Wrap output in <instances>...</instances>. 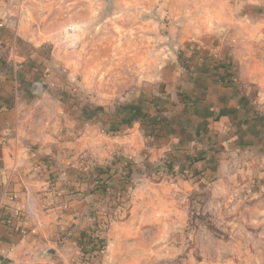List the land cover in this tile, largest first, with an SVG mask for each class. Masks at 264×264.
Returning <instances> with one entry per match:
<instances>
[{
	"label": "rangeland",
	"instance_id": "rangeland-1",
	"mask_svg": "<svg viewBox=\"0 0 264 264\" xmlns=\"http://www.w3.org/2000/svg\"><path fill=\"white\" fill-rule=\"evenodd\" d=\"M235 2L0 0L44 67L28 140L52 134L54 192L86 227L68 264H264L261 155L225 145L199 90L224 56L264 52Z\"/></svg>",
	"mask_w": 264,
	"mask_h": 264
},
{
	"label": "crops",
	"instance_id": "crops-1",
	"mask_svg": "<svg viewBox=\"0 0 264 264\" xmlns=\"http://www.w3.org/2000/svg\"><path fill=\"white\" fill-rule=\"evenodd\" d=\"M233 5L241 14L239 21L252 23L261 37L264 0H236ZM5 41L14 42V67L4 68V58L0 60V264H68L62 253L77 249L86 227L75 205L54 192L60 184L49 178L44 163L46 140L52 134L42 131L37 142L27 136L29 111L47 102L45 88L38 98L30 90L44 82V67L37 50L0 25V44ZM260 53L224 56L219 71L211 68L204 75L210 90H199L205 98L202 107L221 125L225 145L261 155L264 164V52Z\"/></svg>",
	"mask_w": 264,
	"mask_h": 264
},
{
	"label": "trees",
	"instance_id": "trees-1",
	"mask_svg": "<svg viewBox=\"0 0 264 264\" xmlns=\"http://www.w3.org/2000/svg\"><path fill=\"white\" fill-rule=\"evenodd\" d=\"M98 245V244H97ZM97 245H95V247H93L94 249H96Z\"/></svg>",
	"mask_w": 264,
	"mask_h": 264
}]
</instances>
